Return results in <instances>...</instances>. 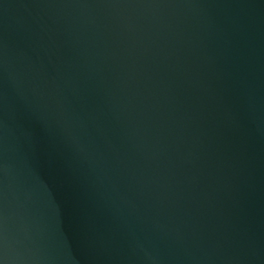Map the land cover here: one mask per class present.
<instances>
[{
    "label": "water",
    "instance_id": "1",
    "mask_svg": "<svg viewBox=\"0 0 264 264\" xmlns=\"http://www.w3.org/2000/svg\"><path fill=\"white\" fill-rule=\"evenodd\" d=\"M0 264H264V0H0Z\"/></svg>",
    "mask_w": 264,
    "mask_h": 264
}]
</instances>
